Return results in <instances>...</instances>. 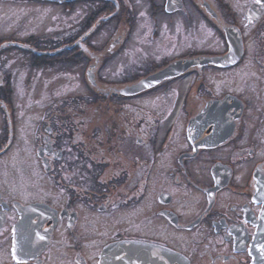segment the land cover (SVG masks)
<instances>
[{"label":"flooded vegetation","instance_id":"flooded-vegetation-1","mask_svg":"<svg viewBox=\"0 0 264 264\" xmlns=\"http://www.w3.org/2000/svg\"><path fill=\"white\" fill-rule=\"evenodd\" d=\"M25 137L28 196L1 185ZM121 242L264 264V0H0V264Z\"/></svg>","mask_w":264,"mask_h":264},{"label":"rangeland","instance_id":"rangeland-1","mask_svg":"<svg viewBox=\"0 0 264 264\" xmlns=\"http://www.w3.org/2000/svg\"><path fill=\"white\" fill-rule=\"evenodd\" d=\"M70 74L73 75L71 71ZM68 84H70L69 86L74 87L76 83L71 81ZM80 93H82L81 90L72 92V94H80ZM50 94L44 95V97L43 95H39L37 99L38 100H43L44 98L51 99L52 96ZM56 95L57 94L54 95V98L56 99L58 97L60 98L63 96V95L61 96L58 95L56 96ZM29 98H30V93H26V97L24 99L19 98V100L20 101L29 100ZM149 104L152 105V102H150ZM21 107L22 109L20 112V117L22 122L21 125L23 127V130L21 132L28 134V130H30L31 126H33L32 122H30V117L34 116V113L32 114L31 112L32 115H30L29 110L25 108V105L23 103H21ZM40 112L41 111L38 110L37 114H39ZM32 148H33V141H30L25 137L24 140L19 141L17 143V145L14 147L13 152L9 153L4 158L6 164H4L5 165L4 170L2 171L4 177L1 175V181L4 178V180L1 182V185L6 186L7 189H10L12 193L21 192L24 193V195L28 196L30 194L29 185H30L31 176L33 177L35 176V180H37L39 171H36L34 169L33 162L35 161V158L34 156H31V154L33 155ZM16 176L19 182H15ZM37 185H39L38 187L40 188L39 182L37 183ZM55 194L57 195L60 194V191H56ZM55 194L53 195L55 196Z\"/></svg>","mask_w":264,"mask_h":264},{"label":"water","instance_id":"water-1","mask_svg":"<svg viewBox=\"0 0 264 264\" xmlns=\"http://www.w3.org/2000/svg\"><path fill=\"white\" fill-rule=\"evenodd\" d=\"M19 248L20 247H18V249ZM101 264L189 263L187 259L181 254L161 246L143 244L138 242H121L104 251Z\"/></svg>","mask_w":264,"mask_h":264}]
</instances>
